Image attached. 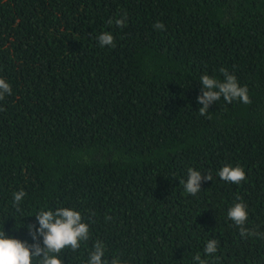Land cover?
<instances>
[{
	"label": "trees",
	"instance_id": "16d2710c",
	"mask_svg": "<svg viewBox=\"0 0 264 264\" xmlns=\"http://www.w3.org/2000/svg\"><path fill=\"white\" fill-rule=\"evenodd\" d=\"M105 31L115 47L99 45ZM220 68L251 103L221 97L202 116L200 77L222 80ZM0 77L12 88L0 100L6 235L31 245L37 212L71 207L89 238L62 264H86L97 240L127 264H195L198 252L264 264V238L227 216L242 201L245 227L264 233V0H0ZM225 164L246 179H220ZM189 168L212 175L195 196ZM209 239L218 250L205 256Z\"/></svg>",
	"mask_w": 264,
	"mask_h": 264
},
{
	"label": "clouds",
	"instance_id": "9594fccd",
	"mask_svg": "<svg viewBox=\"0 0 264 264\" xmlns=\"http://www.w3.org/2000/svg\"><path fill=\"white\" fill-rule=\"evenodd\" d=\"M127 16L122 14L120 18L115 19L117 27L123 28L126 24ZM108 24H113L109 19ZM153 27L156 30H162L165 25L157 21ZM98 43L101 47H115L114 37L110 32H102L98 36ZM223 79H217L214 76L203 74L200 77L201 93L197 96L200 114L207 115L210 104L223 97L224 101L231 103L239 100L244 104H250L251 99L248 95L246 85L238 83L234 74L229 73L225 68L219 69ZM12 93L10 83L3 77H0V100L6 95ZM210 118V117H209ZM218 176L225 182L240 184L246 179L243 167L237 164L232 166L225 164L218 172ZM204 180H212L211 173L202 175V173L193 168L188 169L187 180L184 183L186 193L195 196L201 190V183ZM26 196L23 189L13 193V206L20 211L19 204ZM240 201V197H237ZM227 216L235 225L239 227L241 237L246 235L260 236L264 238V233H258L245 227L248 220L247 204L240 201L233 204L228 209ZM39 222V228L33 230L34 226L29 224L28 231L32 236L33 243L29 245L26 241L6 235L4 230H0V264H32L34 258H39L37 264H62L59 254L66 248L76 251L80 248L81 241L89 238V225L82 220V215L78 210L71 207H59L55 210H40L35 215ZM43 237V246L36 242L37 236ZM218 250L217 239H209L203 249L205 256H212ZM105 245L97 240L92 251L89 253L86 264H127L119 257H114L110 261L104 258ZM195 264H208L200 253L193 256Z\"/></svg>",
	"mask_w": 264,
	"mask_h": 264
}]
</instances>
